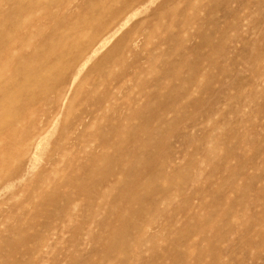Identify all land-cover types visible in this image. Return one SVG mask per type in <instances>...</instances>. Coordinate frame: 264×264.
<instances>
[{
	"label": "rangeland",
	"instance_id": "obj_1",
	"mask_svg": "<svg viewBox=\"0 0 264 264\" xmlns=\"http://www.w3.org/2000/svg\"><path fill=\"white\" fill-rule=\"evenodd\" d=\"M132 7L36 142H0V264H264V0Z\"/></svg>",
	"mask_w": 264,
	"mask_h": 264
},
{
	"label": "bare ground",
	"instance_id": "obj_2",
	"mask_svg": "<svg viewBox=\"0 0 264 264\" xmlns=\"http://www.w3.org/2000/svg\"><path fill=\"white\" fill-rule=\"evenodd\" d=\"M0 1L6 5L0 6V128H4L1 126L8 120L13 124L8 136L0 133V142L7 143L3 151L10 148L11 142L21 133L20 126L25 123H33L34 127L32 120L39 117L36 123L42 129L56 121L83 68L125 26L132 6L140 0H117L122 7L113 8L115 11L108 10L107 6L93 5L95 1L85 4L84 0ZM108 3L110 0L106 5ZM84 15H89L91 20L85 21ZM103 61L96 66L101 67ZM32 79L36 83L30 85ZM165 80L164 85L161 84L169 88L173 79L167 76ZM44 106L50 111L42 109ZM8 110L13 114L6 117L4 113ZM19 135L24 146L34 144L40 133ZM2 151L0 149V153ZM131 161L134 163V159ZM131 184L136 190L143 189L138 180Z\"/></svg>",
	"mask_w": 264,
	"mask_h": 264
}]
</instances>
